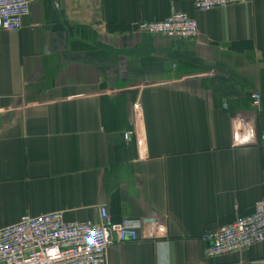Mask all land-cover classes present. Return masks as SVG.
Wrapping results in <instances>:
<instances>
[{"label":"crops","instance_id":"0c3cea01","mask_svg":"<svg viewBox=\"0 0 264 264\" xmlns=\"http://www.w3.org/2000/svg\"><path fill=\"white\" fill-rule=\"evenodd\" d=\"M59 11L69 29H50ZM173 12L195 39L136 27ZM262 199L264 0H34L0 31V228L56 211L98 223L106 204L142 221L107 264H251L264 242L206 259L203 236Z\"/></svg>","mask_w":264,"mask_h":264},{"label":"built area","instance_id":"2783aa9c","mask_svg":"<svg viewBox=\"0 0 264 264\" xmlns=\"http://www.w3.org/2000/svg\"><path fill=\"white\" fill-rule=\"evenodd\" d=\"M34 0H0V31L16 32L28 16ZM196 11H209L251 0H191ZM140 32L167 39L192 40L198 36V26L185 13H171L167 18L136 24ZM260 105V96L251 94V108ZM131 133L124 134L126 142ZM99 222H66L63 212L56 211L31 216L22 215L12 225L0 228V264H107L108 248L114 243L137 241L142 221L111 220L106 204L98 207ZM207 243L206 259L235 254L264 242V199L254 205L249 215H235L203 236ZM251 264H264V260Z\"/></svg>","mask_w":264,"mask_h":264},{"label":"water","instance_id":"95a60500","mask_svg":"<svg viewBox=\"0 0 264 264\" xmlns=\"http://www.w3.org/2000/svg\"><path fill=\"white\" fill-rule=\"evenodd\" d=\"M59 17L61 21L63 22V24H53L52 26H50V29L55 30V31H61L63 30L64 27L69 29L68 24L65 21L64 13L62 11H59Z\"/></svg>","mask_w":264,"mask_h":264}]
</instances>
